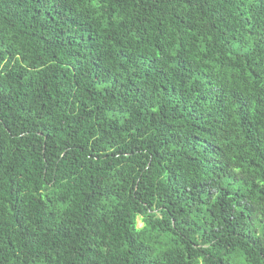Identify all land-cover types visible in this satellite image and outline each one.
Returning a JSON list of instances; mask_svg holds the SVG:
<instances>
[{"label":"trees","instance_id":"obj_1","mask_svg":"<svg viewBox=\"0 0 264 264\" xmlns=\"http://www.w3.org/2000/svg\"><path fill=\"white\" fill-rule=\"evenodd\" d=\"M0 264H264V0H0Z\"/></svg>","mask_w":264,"mask_h":264},{"label":"rangeland","instance_id":"obj_2","mask_svg":"<svg viewBox=\"0 0 264 264\" xmlns=\"http://www.w3.org/2000/svg\"><path fill=\"white\" fill-rule=\"evenodd\" d=\"M139 224H141V221L139 220Z\"/></svg>","mask_w":264,"mask_h":264}]
</instances>
